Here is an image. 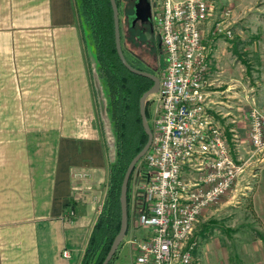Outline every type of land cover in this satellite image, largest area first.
I'll use <instances>...</instances> for the list:
<instances>
[{
  "label": "crops",
  "instance_id": "0c3cea01",
  "mask_svg": "<svg viewBox=\"0 0 264 264\" xmlns=\"http://www.w3.org/2000/svg\"><path fill=\"white\" fill-rule=\"evenodd\" d=\"M220 48L212 62V79L224 86L217 108L249 144L236 110L245 96L240 80H224L231 65ZM109 167L76 0H0V264H80ZM246 170L201 219L238 197L245 226L264 230V161ZM142 232L129 223L111 264H137L130 240ZM257 244L254 262L264 264Z\"/></svg>",
  "mask_w": 264,
  "mask_h": 264
},
{
  "label": "built area",
  "instance_id": "2783aa9c",
  "mask_svg": "<svg viewBox=\"0 0 264 264\" xmlns=\"http://www.w3.org/2000/svg\"><path fill=\"white\" fill-rule=\"evenodd\" d=\"M214 10L215 0L151 2L164 66L150 101L151 144L129 181L130 224L143 231L130 240L137 264H193V233L203 211L236 188L251 162L264 161L263 114L236 108L252 149L246 160L234 159L239 136L232 132L230 145L220 123L223 92L212 79V62L220 34L230 36L221 26L232 12L227 6L211 31Z\"/></svg>",
  "mask_w": 264,
  "mask_h": 264
},
{
  "label": "rangeland",
  "instance_id": "374dc122",
  "mask_svg": "<svg viewBox=\"0 0 264 264\" xmlns=\"http://www.w3.org/2000/svg\"><path fill=\"white\" fill-rule=\"evenodd\" d=\"M215 2L213 20L208 24L209 30H213L220 14L227 6H230L232 15L237 14L235 20L232 16L221 26L222 31L229 30L230 36H226L225 32L220 34L215 44L216 49L222 47L225 50L227 58L225 61L231 65V69L223 78L240 80L241 85L237 91L245 96V109L255 108L264 115V0H215ZM118 3L120 31L125 48L138 52L140 46L133 38L129 39L126 36V16L130 14V19L132 18V3L128 0H118ZM223 88L224 86H220L219 90ZM150 101L146 107L148 124L152 107ZM220 123L231 145L232 133L228 130L232 124L225 120ZM237 134L241 147L239 154L233 155L234 159H247L252 155V149L246 137L243 135L241 140L240 133ZM250 175L249 178L253 179ZM131 187L132 184L130 190ZM237 201L238 197L232 198L230 206L220 208L217 205L218 210L212 212L209 218L205 220L199 218L193 233L196 244L193 264H255L254 257L260 253V245L257 243L261 241L264 244V230L252 228V224L245 226L246 220L243 218L248 215V210H238ZM140 234H137L138 238L142 236Z\"/></svg>",
  "mask_w": 264,
  "mask_h": 264
},
{
  "label": "trees",
  "instance_id": "16d2710c",
  "mask_svg": "<svg viewBox=\"0 0 264 264\" xmlns=\"http://www.w3.org/2000/svg\"><path fill=\"white\" fill-rule=\"evenodd\" d=\"M116 3L119 10L118 0ZM76 7L86 47L95 51L98 72L105 85L108 112L116 138V162L109 167L105 199L80 262L102 264L120 227L119 195L124 174L130 161L147 141L141 125L138 103L141 95L150 89L152 82L131 74L121 64L115 50L109 0H76ZM123 53L128 64L136 69L124 49ZM129 187L130 183L127 193L128 228Z\"/></svg>",
  "mask_w": 264,
  "mask_h": 264
},
{
  "label": "water",
  "instance_id": "95a60500",
  "mask_svg": "<svg viewBox=\"0 0 264 264\" xmlns=\"http://www.w3.org/2000/svg\"><path fill=\"white\" fill-rule=\"evenodd\" d=\"M109 3L113 17L115 50L121 64L131 74L138 75L150 80L152 82V86L150 87L149 90H147L145 93L141 95L138 103L141 125L147 137V141L144 147L141 149V151L130 161L126 169V172L124 174L122 184L120 187V195H119L120 227L102 264H109L113 260L128 230V202H127L128 185L135 166L144 157L151 144L152 134L146 117V107L148 102L157 94L159 90V79L156 75L138 71L132 68L126 61L123 53V45L121 42L118 6L116 0H109ZM133 9H134L133 22H136L138 20H141L143 22H148L151 20V5L149 0H136ZM89 62L91 68L92 82L99 108V115L102 123L108 162H109V166H113L116 162V156H117L116 138L114 135L113 125L111 123L110 115L108 112L109 103H108L105 85L99 76L98 65L95 59V51L93 48H89ZM161 68H163V66Z\"/></svg>",
  "mask_w": 264,
  "mask_h": 264
},
{
  "label": "flooded vegetation",
  "instance_id": "af4514ba",
  "mask_svg": "<svg viewBox=\"0 0 264 264\" xmlns=\"http://www.w3.org/2000/svg\"><path fill=\"white\" fill-rule=\"evenodd\" d=\"M128 2L132 3V18L130 19V14L126 16V36L129 39L133 38L134 41L140 46V50L138 52H135L131 49L125 48L123 35L121 33V42L124 52L129 56L130 61L134 65L136 70L157 75L158 70H160L161 67L164 66L161 43L153 29L151 20L148 22H143L141 20L133 22V7L136 0H128Z\"/></svg>",
  "mask_w": 264,
  "mask_h": 264
}]
</instances>
